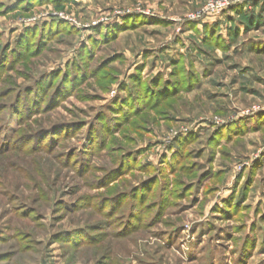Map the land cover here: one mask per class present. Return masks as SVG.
Instances as JSON below:
<instances>
[{
	"label": "rangeland",
	"instance_id": "obj_1",
	"mask_svg": "<svg viewBox=\"0 0 264 264\" xmlns=\"http://www.w3.org/2000/svg\"><path fill=\"white\" fill-rule=\"evenodd\" d=\"M0 264H264V0H0Z\"/></svg>",
	"mask_w": 264,
	"mask_h": 264
}]
</instances>
